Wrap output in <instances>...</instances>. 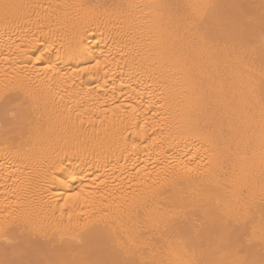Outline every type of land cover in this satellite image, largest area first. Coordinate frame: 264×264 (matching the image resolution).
Segmentation results:
<instances>
[{"label":"snow or ice","instance_id":"1","mask_svg":"<svg viewBox=\"0 0 264 264\" xmlns=\"http://www.w3.org/2000/svg\"><path fill=\"white\" fill-rule=\"evenodd\" d=\"M68 10L77 26L71 40L45 33ZM101 27L107 35L97 45L111 43L122 60L110 49L103 60L93 56L71 72L58 67L72 50L87 51L80 41ZM114 62L126 65L130 78L147 76L163 89L147 110L142 95L136 97L141 108L131 107L123 72L117 87L108 67ZM29 65H45L40 80L32 81L33 97L64 93L54 100L59 119L47 129L30 114L9 119L8 104L31 80ZM0 101V173L9 180L19 165L26 172L12 184L15 202L6 197L0 208V264H264V0H0ZM98 105L104 115L96 119L123 138L121 176L135 179L127 168L129 145L133 154L141 146L162 147L157 128L177 112V135L196 152L186 161L154 163L152 171L133 165L152 183L117 197L107 170L93 186L76 190L68 179L75 173L59 156L45 164L22 151L25 135L38 141L55 128L80 131L85 114ZM153 107L163 112L153 111L160 116L152 121L156 135H146ZM129 129L131 139L123 136ZM59 172L66 175L58 178ZM37 184L45 191L59 185L69 194L61 195L62 204L48 201L51 224L29 226L24 204Z\"/></svg>","mask_w":264,"mask_h":264},{"label":"bare ground","instance_id":"2","mask_svg":"<svg viewBox=\"0 0 264 264\" xmlns=\"http://www.w3.org/2000/svg\"><path fill=\"white\" fill-rule=\"evenodd\" d=\"M17 2H29V0H17ZM44 3L53 2L56 0H43ZM68 3H79L80 0H67ZM95 2V0H91ZM75 12L73 10H68L67 18L61 17L62 22L58 23L53 20L51 24L45 27V33L56 32L63 36L65 42L71 40L74 32L76 31L75 24ZM95 27V26H93ZM35 30V29H33ZM107 35L104 28H100L94 33L87 34L80 42L85 46L87 51L83 53L77 52L75 50L71 51V54L66 60L63 61L59 68L63 69L65 72H71V70L77 65L83 67L86 60H91L93 56L99 57L101 60L108 55L109 50L112 51V56L116 60H122L123 57L117 54L115 46L111 43L105 44L101 40L100 44L97 45L96 41L101 39V35ZM95 35V39H93ZM37 36L42 39H54L50 35H42L37 33ZM61 41L57 40V46ZM127 51V50H125ZM53 63H56L55 57H53ZM2 67L8 71V65L3 64ZM113 70V75L117 77L116 84L119 87L121 72L124 74V79L128 87L123 89L127 96L132 97L131 107L141 108L139 100L136 99L138 95H142L145 104L143 105L142 111L147 110L148 100H157L159 94L163 89L159 88L157 84L153 83L147 76H133L129 77L128 68L124 64L117 65L115 62L108 66ZM45 65H35L34 70L32 65H29V70L31 71V80L24 81V91L19 93V99H14L13 102L8 104L9 109V119H12L13 113H19L21 116L25 114H30V118L33 121L38 120L40 125H43L45 129L48 128L50 124H54L58 121L57 104L59 102L60 95L64 93L61 92L60 95L53 97H44L36 95L33 97L32 92V81H39L41 77L37 76V73H43ZM23 71V69H20ZM51 75V73H49ZM102 75V74H101ZM102 82V81H101ZM79 83V81H77ZM87 86H94L91 82ZM110 87V85H109ZM155 93V95H150L149 93ZM103 93L101 94V96ZM109 95L111 93L109 92ZM117 96L123 100L125 105L129 104V100L121 97L119 93ZM86 105L91 106L93 102L88 100L85 102ZM17 104L22 105V107H16ZM115 107V105H112ZM97 111H90L84 116V124L80 131L65 133L60 128H55L52 132L47 133L41 137L38 141L32 140L28 141L27 135L24 139L26 141V147L22 148V151L28 155H35L37 158L41 159L45 164L49 160H56L57 156L63 160L64 166L71 169L75 175L69 176L71 183V188L78 190L82 186H93V178H99L105 175L107 170V179L109 186L116 189L117 197L123 196L126 193H131L133 189H138L143 187L145 183L151 184L152 180L149 179L143 171L137 172L133 165H138L140 169H147L148 171L153 170V164L155 163L157 167L160 166V161L165 162L171 160L174 163L181 160H188L191 158L192 154L196 152V148L193 146V142L187 141L185 139L179 138L178 133V123L181 121V116L177 112L175 117H169L168 125L161 124L157 128V132H162L158 138V143L162 147L156 148L152 151L150 148H145L141 146L136 149L135 154H133L131 146L129 145V152L126 154L131 156V159L127 162V168L132 169L135 179L129 177L127 172L123 173L121 176V169L125 166L124 156L118 148V144L123 143V138L120 131L112 128L107 121L102 125L100 119L96 117L103 118V105H98ZM131 110V109H129ZM153 111L163 112L162 109L158 107H153L152 110L147 111V116L149 118V125L147 126L146 135H156L152 130V121L160 120V116H153ZM67 114L65 110V115ZM110 115V113H109ZM89 116H91L95 122L89 123ZM4 117V103L0 101V124H2ZM72 118L76 120L77 128L80 129L79 119L76 113L72 114ZM143 117H141V122ZM26 132V129H25ZM130 132H124V137H129ZM138 139V138H137ZM3 128L0 127V151L3 148ZM67 154V158L65 157ZM159 157V158H158ZM27 161H25L26 163ZM2 163V161H0ZM206 166V165H205ZM25 169L22 165L13 169L12 179L5 180L3 174L0 173V208L3 204L7 202L6 197H10L13 202H15V196L12 195V184L17 177L25 175ZM57 177L60 178L66 173L59 172L56 173ZM155 173H153V176ZM97 182L98 179H97ZM68 189L61 188L59 185H55L53 190L45 191L39 186L35 185L29 196L26 198L24 204L25 218L29 226L32 224H51V208L48 201H53L56 204H62L63 200L60 199L61 195H68ZM111 200V197H109ZM100 211H106V209L101 206ZM58 215V212H57Z\"/></svg>","mask_w":264,"mask_h":264}]
</instances>
